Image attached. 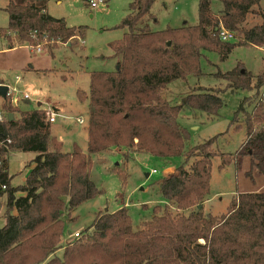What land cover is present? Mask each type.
Segmentation results:
<instances>
[{
  "label": "trees",
  "instance_id": "1",
  "mask_svg": "<svg viewBox=\"0 0 264 264\" xmlns=\"http://www.w3.org/2000/svg\"><path fill=\"white\" fill-rule=\"evenodd\" d=\"M156 1L131 0L117 27L125 32L111 45L115 71L92 72L88 93L77 92L78 100L88 103L87 154L77 148L62 152L45 109L22 112L10 99L1 102L0 199L5 197V211L0 264H264L263 193L235 194L218 216L203 209L210 196L212 159L220 157L221 170L247 157L249 174L254 170L264 177V96L257 92L264 90V68L255 77L241 65L218 74L235 92L255 91V99L241 100L235 113L233 123L244 130L245 141L234 154L216 148L222 134L186 150L189 134L178 123L184 110L216 116L220 94L198 89L176 105L164 98L171 83L202 76L203 52L217 53L224 61L235 47L264 50V20L242 27L264 0H199L197 26L159 32L146 21L154 20L150 11ZM213 2L220 4L216 11ZM46 5L47 0H8V26L0 34L33 52L42 47L52 54L59 44L71 42L78 28L51 17ZM221 29L237 43L222 42ZM247 104L252 105L249 111ZM111 150L125 162L141 154L182 157L184 163L160 182L164 206L153 207L151 218L139 227L132 226L126 208L99 212L87 230L62 248L64 214L101 194L90 177V156ZM13 153L35 155L18 187L11 185L8 172ZM61 249L62 256L56 257Z\"/></svg>",
  "mask_w": 264,
  "mask_h": 264
},
{
  "label": "rangeland",
  "instance_id": "2",
  "mask_svg": "<svg viewBox=\"0 0 264 264\" xmlns=\"http://www.w3.org/2000/svg\"><path fill=\"white\" fill-rule=\"evenodd\" d=\"M131 0H109L91 9L84 0H47L48 14L55 19H63L68 27L78 28L77 36L67 44H59L52 54L42 49L34 53L28 46H17L13 39L0 34V83L26 93L30 101H20V111L27 112L47 105L57 109L59 115L50 125L52 136L62 144V152L70 153L77 148L87 154L88 103L80 102L77 92L88 93L92 72H114L117 59L112 58L111 45L119 41L124 32L117 27L129 13ZM199 0H158L150 13L154 17L146 20L152 31L179 29L182 26L195 27L198 24ZM8 0H0V31L8 26V16L4 9ZM220 8L213 2V9ZM150 19V18H149ZM264 20V1L256 14L249 17L243 26L250 28ZM81 28V30H79ZM236 44L237 41H231ZM10 46H15L10 49ZM238 65L253 77L264 68V50L251 47H235L222 61L219 54L203 52L200 66L202 76L190 77L185 82L176 81L168 85L164 98L176 105L190 92L198 89L213 90L220 94L222 107L216 116H208L199 111L184 110L178 117L179 125L188 134L186 150L216 136V148L221 153L234 154L245 141L243 129H236L233 123L241 100L255 99V91H233L230 82L218 74L233 70ZM264 96V90L257 91ZM18 93V94H19ZM20 96V95H19ZM264 99V97H263ZM27 102V103H26ZM252 104V103H251ZM252 105H245L249 111ZM64 117V118H63ZM240 116L237 119L240 120ZM82 120L80 124L78 120ZM30 153H13L9 157V175L14 187L24 184L32 168ZM90 177L101 194L64 214L65 235L62 248L94 222L99 212L114 213L122 208L128 210L132 226L137 228L152 216V208L164 206L159 194V184L169 177L176 168L182 166V157L159 159L151 155L132 154L125 162L123 155L111 150L103 155L90 156ZM220 157L211 161L210 196L203 204L204 213L218 216L224 214L235 194L263 193L264 177L254 170L250 173L247 157L236 164L218 170ZM155 171L153 174L152 172ZM119 172L125 176L123 179ZM174 172V171H173ZM148 175V177H147ZM0 229L4 227L5 197L0 199ZM144 205L147 208H142ZM63 249L56 252L62 256Z\"/></svg>",
  "mask_w": 264,
  "mask_h": 264
},
{
  "label": "built area",
  "instance_id": "3",
  "mask_svg": "<svg viewBox=\"0 0 264 264\" xmlns=\"http://www.w3.org/2000/svg\"><path fill=\"white\" fill-rule=\"evenodd\" d=\"M102 3H103V0H88V4H89L91 9H95L99 4H102ZM219 38L222 42H231L234 40L233 34H231L230 32H227L223 29H221V31L219 32ZM36 52L37 53L41 52V48L36 47L34 50V53H36ZM0 86H6L8 88V91L6 93V97L4 99H2L0 97V105H1V102L6 100V99H10L11 105H14L16 107L20 103V101H22V100L27 101V102H29L31 100L30 97L28 96V94L19 93L16 91L15 88H13V87L11 88L9 85L0 83ZM45 111H46V122L48 124H54L56 122L57 117L59 116L57 114V112H55L54 109L52 107H50L49 105H47V107H45ZM0 119H1V114H0ZM78 122L80 124H83V121L81 119L78 120ZM152 173L154 174L155 171H153ZM2 190H4V187H2ZM74 237L77 238L78 234L77 233L74 234Z\"/></svg>",
  "mask_w": 264,
  "mask_h": 264
},
{
  "label": "water",
  "instance_id": "4",
  "mask_svg": "<svg viewBox=\"0 0 264 264\" xmlns=\"http://www.w3.org/2000/svg\"><path fill=\"white\" fill-rule=\"evenodd\" d=\"M243 72V71H242ZM7 91H8V88L6 87V86H0V97L2 98V99H4L5 97H6V93H7ZM40 103H38V107H40ZM8 119H9V121H11L12 119H13V116L12 115H9L8 116ZM198 208H200V207H198ZM70 234V233H69Z\"/></svg>",
  "mask_w": 264,
  "mask_h": 264
},
{
  "label": "crops",
  "instance_id": "5",
  "mask_svg": "<svg viewBox=\"0 0 264 264\" xmlns=\"http://www.w3.org/2000/svg\"><path fill=\"white\" fill-rule=\"evenodd\" d=\"M27 103V102H26ZM32 161V160H31ZM174 171V170H173ZM173 171L170 173V174H173ZM147 177H148V175H147ZM11 185L13 186V184H12V181H11ZM14 187V186H13ZM18 187V186H17Z\"/></svg>",
  "mask_w": 264,
  "mask_h": 264
}]
</instances>
